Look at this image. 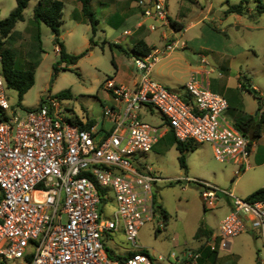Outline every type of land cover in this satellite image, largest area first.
Returning <instances> with one entry per match:
<instances>
[{"label": "rangeland", "instance_id": "374dc122", "mask_svg": "<svg viewBox=\"0 0 264 264\" xmlns=\"http://www.w3.org/2000/svg\"><path fill=\"white\" fill-rule=\"evenodd\" d=\"M37 1H27L22 20L15 23L11 37L4 43L14 51L16 64L22 69L31 64L28 52L34 40L30 20ZM59 1L62 3L59 39L64 50L70 55L85 53L74 64L61 61L49 28L39 23V63L33 68L32 86L19 102L13 89L6 86L4 89L8 103L19 113L35 108L50 96L68 116L79 121L99 119L101 106L111 104V95L104 88L105 81L111 79L129 87L138 74L129 51L136 40L135 33L123 35L125 29L139 31L138 36H144V43L157 50L154 56L163 55L165 45L177 40L176 48L169 51L174 58L154 62L150 76L167 89L186 95L183 83L190 72H197L201 83L226 100L227 109L223 115L233 128L237 129L235 121L254 116L258 108V113L264 111L261 102L264 100V10L257 12L256 1L248 0L246 11L239 15L225 10L240 0H166V15L176 16L183 26L188 22L192 25L184 30H171L164 37L160 33L165 27L157 22L144 20L145 26L154 25L152 31L145 26L136 27L140 20V11L135 15L139 8L136 0H89L97 20L92 44L88 42L90 24L80 12V3ZM260 1L264 7V0ZM14 5V0H0V19L6 17ZM113 44H120L126 53L118 51ZM53 65L57 67L56 72ZM162 65L172 70L176 82L155 77ZM137 114L147 124L163 123V117L150 105H141ZM250 143L252 150L247 156V168L216 160L209 142L188 141L192 149L184 151L186 169L183 170L178 165L179 152L169 134L156 148L136 153L132 162L150 168L155 178L151 190L166 218L157 216L143 224L137 230L134 247L125 241L120 224L116 230L102 234L100 240L109 257L140 251L154 264H183L185 251L195 250L203 253L199 259L202 264H264V240L257 226L230 237L228 249L219 245L216 226L225 202L232 205L233 199L227 192L246 199L251 192L264 186V122L260 124L259 137ZM205 184L216 188L214 200H200ZM114 212L110 193L108 199L99 204V217L113 219ZM157 256L162 259L157 260ZM19 262L22 260L7 261L10 264Z\"/></svg>", "mask_w": 264, "mask_h": 264}, {"label": "built area", "instance_id": "2783aa9c", "mask_svg": "<svg viewBox=\"0 0 264 264\" xmlns=\"http://www.w3.org/2000/svg\"><path fill=\"white\" fill-rule=\"evenodd\" d=\"M136 4L137 28L145 26L144 20L168 26L166 0ZM145 27L154 30L153 24ZM156 52L132 57L138 74L130 87L105 81L114 103L102 105L100 118L90 125L87 120L80 121L83 126L75 123L50 96L19 113L8 103L0 76V264L17 259L22 262L15 264H154L140 251L110 258L100 237L120 224L125 241L134 247L137 230L161 217L152 203L155 178L149 167L132 159L167 131L176 141L209 142L216 160L248 167L252 146L248 135L225 121L226 100L201 83L197 72H190L183 84L185 98L167 89L150 76ZM141 105L154 107L163 123L141 121ZM215 191L205 184L202 200H214ZM110 193L114 217L102 219L99 204ZM227 195L232 208L218 222L219 245L225 248L227 239L253 226L264 240V197L248 201ZM199 258L198 251L186 250L183 264H199Z\"/></svg>", "mask_w": 264, "mask_h": 264}, {"label": "trees", "instance_id": "16d2710c", "mask_svg": "<svg viewBox=\"0 0 264 264\" xmlns=\"http://www.w3.org/2000/svg\"><path fill=\"white\" fill-rule=\"evenodd\" d=\"M28 0H14L15 5L13 9L8 13V15L2 19H0V76L4 79L5 86L7 88H11L15 91L18 102L21 100L23 94L32 86L33 84V68L37 66L39 63V31L38 24L43 23L47 26L52 35V43L56 45V50L59 54V59L61 61H66L71 64L76 63V61L85 53L80 52L78 54L70 55L67 54L64 50V46L59 39V26L61 23V9L62 3L59 0H49L43 1L38 0L36 5L32 10V19L30 20V24L33 28V33L31 34L34 45L32 50L28 52V57L31 60L30 67L27 69H22L17 66L15 61L14 51L8 47L4 46L6 40L11 37V30L14 27L15 23L22 20V11L26 6ZM80 3V12L81 14L87 18V21L90 24L91 37L88 38V42L90 44L93 43L92 36L94 33L95 25L97 24V20L95 19L92 10L89 7V0H76ZM248 0H240L238 4L230 5L226 8V13H234V14H243L245 9V5ZM257 2L256 10L257 12H261L264 10V7L260 0H254ZM167 24L170 30H181L183 28L182 24L167 17ZM114 48L122 53H126V50L120 44H113ZM152 50V47L147 46L142 39H136L131 48L129 49L131 53V57L134 56H145L149 54ZM53 71H57V67L53 65ZM243 87V84H240ZM255 93V92H254ZM60 95H64V92H60ZM182 98H185V95H181ZM259 108L256 111L254 116L248 115L243 119H239L234 122V126L238 129L240 133L243 135L250 134L251 137L257 138L260 134V124L264 122V111L258 113ZM255 117V118H253ZM75 123L83 126L79 120H74ZM93 123V120H87L85 125H90ZM175 148L178 150L179 154L177 156L178 165L181 169L185 170L186 165L184 161V151L191 150L192 145L188 144V141L180 142L176 141L171 136ZM252 139V140H253ZM197 185L201 186V183L194 182ZM204 186V185H202ZM264 197V188H258L255 191L251 192L246 196V200L252 201L256 199H260ZM152 203L153 207L159 212L161 218H166L165 211L157 204L154 199L152 193ZM211 234V232H209ZM105 249V248H104ZM106 251V250H105ZM115 256V259H123L125 256ZM108 255V254H107ZM109 256V255H108ZM200 259V258H199Z\"/></svg>", "mask_w": 264, "mask_h": 264}, {"label": "crops", "instance_id": "0c3cea01", "mask_svg": "<svg viewBox=\"0 0 264 264\" xmlns=\"http://www.w3.org/2000/svg\"><path fill=\"white\" fill-rule=\"evenodd\" d=\"M138 11H140V9L139 8H137V11H136V16H138ZM180 13V12H179ZM167 17H169V18H171V16H169L168 14H167ZM171 19H173V20H175V21H177V22H179V23H181L179 20H177L178 18L175 16V17H173V18H171ZM139 21V20H138ZM137 21V22H138ZM136 22V23H137ZM192 25V23L191 22H188V24H186L185 26H183V28H182V30H184V29H186V28H188V27H190ZM163 27H165V31H164V29L161 31V33H160V35L162 34V36H164L165 37V35L167 34V35H169L170 33H171V30L168 28V26H163ZM140 28H142V27H140ZM125 30H127V29H125ZM124 31V30H123ZM132 32V31H131ZM138 32L139 31H135V32H132L131 33V35L133 34V33H135V38L136 39H142L143 41H144V36L142 37V36H138ZM165 34V35H164ZM145 42V41H144ZM147 46H150V45H148L147 43H145ZM151 47V46H150ZM153 50H156V49H152L151 50V52L150 53H153ZM157 51V50H156ZM164 58H168L169 60H171L172 58H174L173 56H170V52L169 51H166L163 55H160V57L159 56H156L155 55V62H157V61H159L160 59H164ZM172 72V70H170L169 69V67H167V68H165V66L164 65H162V66H160V68H159V70L157 71V73H155V77L156 78H160V79H166L167 81H174V82H176L177 81V78L171 73ZM190 74V73H189ZM188 78V77H187ZM115 79H116V77H115ZM114 79V80H115ZM135 79H136V77L135 78H132V80H131V82H130V85H129V87L133 84V82L135 81ZM187 80V79H186ZM185 80V81H186ZM117 83V82H116ZM184 84V83H183ZM125 86V85H124ZM111 103H114V100L112 99V97H111ZM171 135L172 136V134H171V132L170 131H167L162 137H160L158 140H157V142L156 143H154L153 145H152V147H151V149H154V148H156V146L161 142V140L164 138V137H166L167 135ZM150 149V150H151ZM251 150H252V147H251ZM251 152V151H250ZM240 172H237V174H239ZM264 187V186H263ZM201 198V200H202V197H200ZM214 206V205H213ZM225 208L221 211V213L218 215V217H217V219H216V226L218 225V222L221 220V218L225 215V214H227L230 210H231V208H232V205H230V203L229 202H225ZM237 236V235H236ZM235 237V236H234ZM230 247V242L228 241V239H227V246L224 248V249H228ZM202 254V256H203V253H201ZM201 254H200V257H201ZM120 256H124V255H120ZM199 264H202V262H200Z\"/></svg>", "mask_w": 264, "mask_h": 264}, {"label": "water", "instance_id": "95a60500", "mask_svg": "<svg viewBox=\"0 0 264 264\" xmlns=\"http://www.w3.org/2000/svg\"><path fill=\"white\" fill-rule=\"evenodd\" d=\"M251 92L254 93L255 91L254 90H251ZM248 138H249V141H252V137H251L250 134H248ZM200 200H201V198H200Z\"/></svg>", "mask_w": 264, "mask_h": 264}]
</instances>
